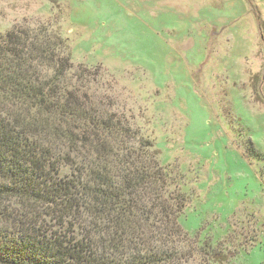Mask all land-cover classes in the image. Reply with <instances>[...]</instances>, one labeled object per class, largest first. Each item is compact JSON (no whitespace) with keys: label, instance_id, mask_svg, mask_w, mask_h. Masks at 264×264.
<instances>
[{"label":"rangeland","instance_id":"374dc122","mask_svg":"<svg viewBox=\"0 0 264 264\" xmlns=\"http://www.w3.org/2000/svg\"><path fill=\"white\" fill-rule=\"evenodd\" d=\"M258 18L264 0H0V35L58 34L78 84L152 143L187 197L179 223L198 234L192 247L221 244L224 264H264Z\"/></svg>","mask_w":264,"mask_h":264},{"label":"trees","instance_id":"16d2710c","mask_svg":"<svg viewBox=\"0 0 264 264\" xmlns=\"http://www.w3.org/2000/svg\"><path fill=\"white\" fill-rule=\"evenodd\" d=\"M71 72L66 42L46 27L0 35V264L229 260L221 244L192 247L177 179Z\"/></svg>","mask_w":264,"mask_h":264}]
</instances>
